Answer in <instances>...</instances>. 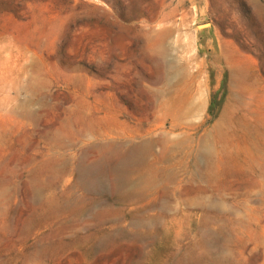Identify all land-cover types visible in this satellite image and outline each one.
I'll return each mask as SVG.
<instances>
[{"label":"rangeland","instance_id":"rangeland-1","mask_svg":"<svg viewBox=\"0 0 264 264\" xmlns=\"http://www.w3.org/2000/svg\"><path fill=\"white\" fill-rule=\"evenodd\" d=\"M0 264H264V0H0Z\"/></svg>","mask_w":264,"mask_h":264},{"label":"bare ground","instance_id":"bare-ground-1","mask_svg":"<svg viewBox=\"0 0 264 264\" xmlns=\"http://www.w3.org/2000/svg\"><path fill=\"white\" fill-rule=\"evenodd\" d=\"M158 57H159V56H158ZM225 108H226V107H225ZM223 110H224V109H223ZM225 110H226V109H225ZM229 120H230V119H229ZM226 121H227V120H226ZM223 122H224L225 124L227 123V122H225V121H223ZM228 122H229V121H228ZM224 123H222V124L225 125ZM228 124H230V123H228ZM226 127H227V126H226ZM226 127H225V128H226ZM226 129H227V128H226ZM223 132H224V131H223ZM230 135H231V133H230ZM54 136H55V135H54ZM60 136H61V135H60ZM185 136H186V135H185ZM207 136H209V135H207ZM164 137H165V136H164ZM164 137H163V138H164ZM52 138H53V137H52ZM55 138L57 139L58 137H55ZM55 138H54V139H55ZM227 138H228V137H227ZM161 139H162V138H161ZM203 139H204V138H203ZM205 139H206V138H205ZM188 140H189V138H188ZM162 141H163V140H162ZM184 141H185V140H184ZM56 142H57V141H56ZM164 142H165V141H164ZM189 142H190V141H189ZM205 142H206V141H205ZM185 143H186V142H185ZM51 144H52V143H51ZM163 144H165V143H163ZM185 145H186V144H185ZM185 145H184V146H185ZM190 145H191V144H190ZM109 146H110V145H109ZM109 146L107 145L106 147H109ZM116 147H118V146H116ZM206 147H207V146H206ZM111 148H112V150H113V147H112V146H111ZM100 150H101V149H100ZM112 150H111V152H112ZM117 150H119V149H117ZM117 150H113V151H117ZM125 150H126V149H125ZM109 151H110V149H109ZM109 151L107 150V152H109ZM111 152H110V153H111ZM112 154H114V153L112 152L111 155H112ZM116 154H117V153H116ZM116 154H114V155H116ZM109 157H110V154H109ZM112 158H113V157H112ZM220 160H221V159H220ZM225 161H226V160H225ZM225 161H224V162H225ZM222 166H223V165H222ZM218 168H219V167H218ZM49 169H50V168H49ZM134 169H135V168H134ZM144 169H145V168H144ZM37 172H38V171H37ZM204 173H205V172H204ZM211 173H212V172H211ZM36 174H37V173H36ZM55 174H56V173H55ZM205 175H206V174H205ZM212 176H213V175H212ZM78 177H79V176H77V178H78ZM213 178H214V177H213ZM155 179H156V176H155ZM208 179H209V178H208ZM76 180H77V179H76ZM162 181H163V180H162ZM208 181H210V180H208ZM144 182H146V181H144ZM144 182H143L142 185H144ZM160 182H161V181H160ZM163 182H164V181H163ZM166 183H167V182H166ZM178 183H180V182H178ZM167 184H168V183H167ZM172 185H174V184H172ZM209 185H210V184H209ZM177 186H178V185H177ZM141 187H142V186H141ZM147 187H148V186H147ZM158 187H159V186H158ZM173 187H175V186H173ZM134 188H135V187H134ZM177 188H178V187H177ZM179 188L182 189L183 187H179ZM119 189H120V188H119ZM150 189H151V188H150ZM170 189H171V188H170ZM170 189H169V190H170ZM162 191H164V189H163ZM171 191H173V189H172ZM129 192H130V191H129ZM131 192H132V191H131ZM186 192H187V191H186ZM193 192H194V191H193ZM157 193H158V192H157ZM161 193L163 194V192H161ZM177 193H178V192H177ZM164 194H165V193H164ZM180 194H181V193H180ZM125 195H126V194H125ZM176 195H177V194H176ZM160 196H161V195H160ZM161 197H162V196H161ZM197 197H198V196H197ZM156 198H157V197H156ZM156 198H154V199H156ZM193 198H194V197H193ZM160 199H161V198H160ZM164 199H166V198L164 197ZM177 199H179V198H177ZM190 199H191V198H190ZM194 199L197 200L196 197H195ZM192 200H193V199H192ZM145 201H146V200H145ZM147 201H149V200L147 199ZM155 201H156V200H155ZM168 201H169V200H167V202H168ZM182 201H185V204L187 205V203H186L187 200H182ZM197 201H198V200H197ZM197 201H195V202H197ZM157 202H158V200H157ZM157 202H156V203H157ZM195 202H194V204H196ZM188 203H191V201H188ZM49 205H50V204H49ZM184 206H185V205H184ZM194 207H195V206H194ZM197 207H198V206H197ZM190 208H191V207H190ZM195 208H196V207H195ZM198 208H199V207H198ZM202 209H203V208H202ZM188 210H189V209H188ZM190 210H191V209H190ZM193 210H194V209H193ZM162 211H163V210H162ZM137 213H138V212H137ZM139 213H140V212H139ZM140 214H144V213H140ZM106 215H107V214H106ZM136 216H137V214H136ZM139 216H140V215H139ZM139 216H138V218H141V217H139ZM142 216L145 218L144 215H142ZM147 216H148V215H147ZM156 216H157V215H156ZM143 217H142V219L144 220ZM150 217H152V216L150 215ZM106 218H107V217H106ZM106 218L103 217V219H106ZM148 218H149V217H148ZM100 219H101V218H100ZM136 219H137V218H136ZM139 220H140V219H137L138 222H139ZM145 220H146V221H149L150 218H149V220H147V219H145ZM98 221L100 222L99 219H98ZM98 221H97V222H98ZM103 221H106V220H103ZM103 221H102V222H103ZM137 221H135V222H137ZM146 221H141V220H140V222H146ZM151 221H152V220H151ZM149 222H150V221H149ZM152 222H153V221H152ZM156 222H157V221H156ZM165 222H167V221H165ZM138 224H140V223H138ZM156 224H157V223H156ZM158 224H159V223H158ZM170 224H171V223H170ZM180 224H181V223H180ZM160 226H161V225H160ZM150 227H151V226H150ZM154 227H155V226H154ZM147 228H148V227H147ZM151 229H152V227H151ZM151 229H150V230H151ZM147 237H148V236H147ZM169 251H171V250H169ZM170 253H171V252H170ZM143 262H144V261H143ZM145 262H146V261H145Z\"/></svg>","mask_w":264,"mask_h":264}]
</instances>
